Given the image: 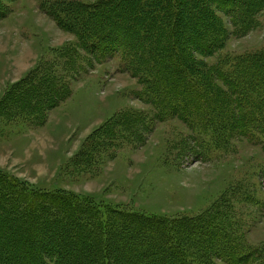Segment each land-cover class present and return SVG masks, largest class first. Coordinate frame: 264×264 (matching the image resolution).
Here are the masks:
<instances>
[{
	"label": "trees",
	"instance_id": "1",
	"mask_svg": "<svg viewBox=\"0 0 264 264\" xmlns=\"http://www.w3.org/2000/svg\"><path fill=\"white\" fill-rule=\"evenodd\" d=\"M15 1L0 0V21ZM41 8L76 38L61 54L66 67L79 73L85 63L119 57L141 86L139 99L155 111L153 118L116 114L88 138L74 166L89 168L125 145H144L154 121H181L207 151L264 137V47L207 61L231 35L221 14L232 34L246 36L259 27L264 0H55ZM81 51L87 58L77 64ZM66 77L57 61L44 62L8 89L0 114L43 125L72 94ZM225 203L195 217L166 218L37 191L0 173V264H264V244L251 246L236 234Z\"/></svg>",
	"mask_w": 264,
	"mask_h": 264
},
{
	"label": "rangeland",
	"instance_id": "2",
	"mask_svg": "<svg viewBox=\"0 0 264 264\" xmlns=\"http://www.w3.org/2000/svg\"><path fill=\"white\" fill-rule=\"evenodd\" d=\"M43 1L55 0H16L0 21V101L44 62H58L72 94L47 113L43 125L0 114V173L37 191L65 192L98 207L166 218L195 217L225 200L236 234L251 246L264 244V137L253 143L233 140L228 151H207L181 121H154L144 145H125L116 158L89 168L74 166L88 138L116 114L135 110L153 118L155 111L139 99L141 86L122 71L119 57L83 63L79 73L66 67L61 54L76 38L42 10ZM221 15L231 35L209 63L264 47V15L246 36L232 34L230 19ZM81 54L77 64L87 58Z\"/></svg>",
	"mask_w": 264,
	"mask_h": 264
}]
</instances>
